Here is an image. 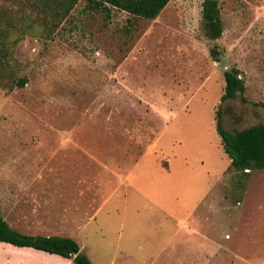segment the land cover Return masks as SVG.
Wrapping results in <instances>:
<instances>
[{"label":"rangeland","instance_id":"1","mask_svg":"<svg viewBox=\"0 0 264 264\" xmlns=\"http://www.w3.org/2000/svg\"><path fill=\"white\" fill-rule=\"evenodd\" d=\"M219 7L210 41L202 0H170L154 20L79 0L52 33L0 0L1 29L19 31L1 81L26 80L0 88L12 229L72 238L92 264H264V169L233 171L214 123L218 108L230 133L264 123V0ZM231 69L245 91L220 102ZM0 264L74 263L0 244Z\"/></svg>","mask_w":264,"mask_h":264},{"label":"trees","instance_id":"2","mask_svg":"<svg viewBox=\"0 0 264 264\" xmlns=\"http://www.w3.org/2000/svg\"><path fill=\"white\" fill-rule=\"evenodd\" d=\"M34 9L43 21L44 28L52 33L69 16L79 0H21ZM170 0H85V8L90 12H102L109 16L111 9L123 11L131 16L154 20L159 16ZM202 20L205 35L210 41L220 39L223 27L219 0H202ZM19 31L14 26L7 29L0 27V57L7 52L8 45ZM220 53L214 47L210 57L219 62ZM3 69L0 66V88L9 93L16 87H23L25 79L16 82H2ZM224 89L220 102L233 100L243 95L245 86L235 69L225 71ZM243 102H247L242 97ZM215 130L220 137L224 154L227 156L233 171L246 176L251 171L264 169V123L257 124L234 133L223 127L221 110L214 115ZM0 243L19 249H31L49 255L71 260L74 264H92L81 251L80 246L72 239L59 236H31L12 229L3 219L0 212Z\"/></svg>","mask_w":264,"mask_h":264},{"label":"crops","instance_id":"3","mask_svg":"<svg viewBox=\"0 0 264 264\" xmlns=\"http://www.w3.org/2000/svg\"><path fill=\"white\" fill-rule=\"evenodd\" d=\"M64 238H66V237H64ZM69 239H72V238H69ZM73 240V239H72ZM75 241V240H74ZM76 242V241H75ZM77 243V242H76ZM0 244H2V243H0ZM78 244V243H77ZM6 245V244H5ZM8 246V245H7ZM80 246V245H79ZM8 247H10V246H8ZM80 249H81V247H80ZM29 250H31V249H29ZM33 251V250H32ZM82 251V250H81ZM36 252H38V251H36ZM39 253H43V252H39ZM44 254V253H43ZM46 254V253H45ZM59 257V256H58ZM64 260H67V259H64ZM58 263V262H57Z\"/></svg>","mask_w":264,"mask_h":264}]
</instances>
